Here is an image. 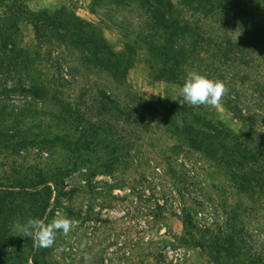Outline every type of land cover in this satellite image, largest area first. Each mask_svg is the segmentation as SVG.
I'll return each instance as SVG.
<instances>
[{
    "label": "rangeland",
    "instance_id": "1",
    "mask_svg": "<svg viewBox=\"0 0 264 264\" xmlns=\"http://www.w3.org/2000/svg\"><path fill=\"white\" fill-rule=\"evenodd\" d=\"M115 7L111 0H0L1 189L17 192L7 186L57 175L48 183L52 198L44 219L63 214L77 221L67 236L57 233L51 248L34 247L37 264H116L125 249L126 264H248L249 254L264 262V195L255 188L241 192L225 166L193 149L179 132L186 124L199 127L192 118L199 115L236 134L242 125L235 115L222 103L214 109L187 104L186 121L180 111L163 121L147 109L161 102L170 110L182 85L157 81L145 51L130 61L126 78L114 80L68 45L66 28L72 26L81 38L104 40L123 52L136 37L141 11ZM259 18L264 24L263 11ZM255 98L250 93L243 100L254 105ZM115 102L123 110L119 117L103 111ZM20 116L25 123L18 126ZM172 120L179 129L169 126ZM87 157L90 165L81 161ZM111 163L112 172L99 169ZM41 196L15 203L25 210L15 218H34ZM187 216L199 229L184 242ZM219 230L236 238L233 254L241 257L222 253L214 260ZM8 238V255L21 254V262L30 256L33 241L11 228ZM219 238L222 244L224 236ZM29 264H35L31 257Z\"/></svg>",
    "mask_w": 264,
    "mask_h": 264
},
{
    "label": "trees",
    "instance_id": "2",
    "mask_svg": "<svg viewBox=\"0 0 264 264\" xmlns=\"http://www.w3.org/2000/svg\"><path fill=\"white\" fill-rule=\"evenodd\" d=\"M111 1L113 5L116 4L114 9L118 12L135 9L141 11V15L137 18V29L133 28L136 32L133 42H128L123 52H114L106 41H96L94 38L85 40L81 38L80 33H77V29L69 26L66 28V31L71 33L68 37V45L71 44L81 51L86 64L108 73L114 80L126 78L131 65L130 61L136 60L138 51L147 53V63L157 81L183 85L190 71H197L209 78L222 80L229 91L221 103L241 123V130L235 134L223 124L211 123L197 115L192 118L199 127L183 122L186 125L179 132L193 149L204 153L209 160L225 166L241 192L247 193L249 189L255 188L261 196L264 195V24L259 18L262 11L264 13V10L260 8L264 9V0ZM237 35L236 40L234 38ZM240 71H242L241 75L236 74L239 76L233 74ZM34 92L39 93L35 90ZM250 93L252 97H256L253 99L254 105L243 100ZM106 96L104 92L103 97ZM106 98L109 101L108 97ZM159 104L161 102L153 104V108L144 107L149 110L150 115L159 113L162 118L163 116L166 118L172 112L180 111L183 114V121H186L185 115L190 112L186 103L181 105L179 102H174L170 110L164 109L163 105ZM103 111L111 112L116 117L123 114L122 108L116 105V102L113 108L103 106ZM24 123L25 119L18 117L16 125L20 126ZM168 124L174 130L179 129L174 120L169 121ZM10 138L13 139L15 136ZM91 146V143L85 144L88 151L91 150ZM87 158L81 161L85 165L93 163L91 158ZM113 162L122 163L120 160H113ZM77 163L75 162L73 168L77 167ZM113 167L115 168L111 163L99 166V169L112 172ZM56 176H43L39 182L32 185L19 183L18 186H7L18 187L20 190L17 192L3 190L1 189L3 186L0 185V264H29L30 257L37 264V252L34 246L30 247V256L23 258V262L21 257L24 256L21 254H16L15 257L8 255L10 253L8 246L12 241V239L8 241L10 225L17 212L25 213L22 206L14 207V205L24 201L32 202L33 199H37V195L42 194L41 206L37 207V214H34V217L44 219L52 198V190L48 183L55 182ZM156 205L161 209L160 204ZM89 219L92 223L102 222V218ZM184 225L186 236L183 240L185 242V240L189 241L187 237L193 238L192 231L199 227L192 216H187ZM218 232V239L212 250L218 257L214 260L218 261L222 253L231 258L241 257L240 253L233 254V251L238 250L236 238L221 235L224 234L222 230ZM221 236H224L222 244L219 243ZM5 241L8 242L3 248ZM150 244L152 243L148 242V245ZM182 244L188 246L189 242ZM207 248H210V245ZM127 251L125 249L123 256L116 257V264H126L124 261L128 259ZM247 260L248 264H264L261 255L251 257L249 254ZM224 264L243 263L227 261Z\"/></svg>",
    "mask_w": 264,
    "mask_h": 264
},
{
    "label": "clouds",
    "instance_id": "3",
    "mask_svg": "<svg viewBox=\"0 0 264 264\" xmlns=\"http://www.w3.org/2000/svg\"><path fill=\"white\" fill-rule=\"evenodd\" d=\"M228 91L222 80L209 78L197 71H190L178 95L172 100L178 101L181 105L186 103L194 107L214 109L221 103ZM76 223L77 221L73 218L58 214L50 221L35 217L27 220L15 218L10 228L16 236L31 239L35 248L47 249L54 245L57 233L67 236Z\"/></svg>",
    "mask_w": 264,
    "mask_h": 264
},
{
    "label": "built area",
    "instance_id": "4",
    "mask_svg": "<svg viewBox=\"0 0 264 264\" xmlns=\"http://www.w3.org/2000/svg\"><path fill=\"white\" fill-rule=\"evenodd\" d=\"M202 213H199V216H201L202 217ZM209 220L211 221V222H213V217L211 216L210 218H209Z\"/></svg>",
    "mask_w": 264,
    "mask_h": 264
}]
</instances>
